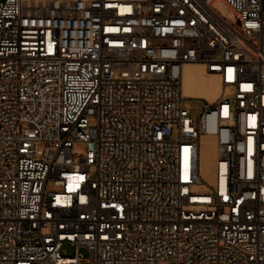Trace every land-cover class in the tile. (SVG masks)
Returning a JSON list of instances; mask_svg holds the SVG:
<instances>
[{"label":"built area","instance_id":"obj_1","mask_svg":"<svg viewBox=\"0 0 264 264\" xmlns=\"http://www.w3.org/2000/svg\"><path fill=\"white\" fill-rule=\"evenodd\" d=\"M188 64L217 77L212 101L183 96ZM81 247L264 264V0H0V264Z\"/></svg>","mask_w":264,"mask_h":264},{"label":"bare ground","instance_id":"obj_2","mask_svg":"<svg viewBox=\"0 0 264 264\" xmlns=\"http://www.w3.org/2000/svg\"><path fill=\"white\" fill-rule=\"evenodd\" d=\"M217 9L234 19L233 12L222 3L214 4ZM220 91V84L215 75L208 74L200 64H188L183 69L182 94L187 98H198L212 101ZM217 157L214 138L203 136L201 138V173L205 179L211 181L213 162Z\"/></svg>","mask_w":264,"mask_h":264},{"label":"rangeland","instance_id":"obj_3","mask_svg":"<svg viewBox=\"0 0 264 264\" xmlns=\"http://www.w3.org/2000/svg\"><path fill=\"white\" fill-rule=\"evenodd\" d=\"M198 99V98H197ZM204 106V102L200 101V100H193L190 103V114L191 116H193L194 118L197 117L198 113L200 112V110L203 108ZM85 149V144L84 143H75L73 145V153L75 156H78L80 154V152H82ZM65 253L68 255H71L73 253L72 248L65 246L64 247ZM79 256L81 257L83 264H91L88 261L89 258V252L86 248H79L78 251Z\"/></svg>","mask_w":264,"mask_h":264}]
</instances>
